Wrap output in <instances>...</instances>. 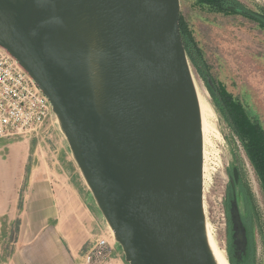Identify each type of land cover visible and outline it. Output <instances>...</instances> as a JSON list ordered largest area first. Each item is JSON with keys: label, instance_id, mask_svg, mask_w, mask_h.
Wrapping results in <instances>:
<instances>
[{"label": "water", "instance_id": "obj_1", "mask_svg": "<svg viewBox=\"0 0 264 264\" xmlns=\"http://www.w3.org/2000/svg\"><path fill=\"white\" fill-rule=\"evenodd\" d=\"M180 23V0H0V46L50 101L127 264H218Z\"/></svg>", "mask_w": 264, "mask_h": 264}, {"label": "rangeland", "instance_id": "obj_2", "mask_svg": "<svg viewBox=\"0 0 264 264\" xmlns=\"http://www.w3.org/2000/svg\"><path fill=\"white\" fill-rule=\"evenodd\" d=\"M235 1L246 9L242 10L264 17V1ZM180 3L181 22L201 50L208 76L205 79L199 75L191 64L194 79L212 108L209 121L214 162L211 161V165L215 164L217 171L208 189L209 221L228 260L242 264L243 259H252L254 264H264V187L234 127V120L222 102L228 101L246 127L260 139L264 138V25L201 0H180ZM209 83L216 90L215 95ZM46 129L43 134L0 141V161L4 165L16 163L20 177L54 178L65 195L62 198L63 224L69 226V222L75 220L87 226L89 210L92 212L93 208L101 213L58 120L49 123ZM234 169L238 171L239 181L232 186ZM234 205L246 225L245 244L239 243L234 232L231 217ZM103 223L105 229L112 232L104 218ZM91 246L89 244L86 251Z\"/></svg>", "mask_w": 264, "mask_h": 264}, {"label": "crops", "instance_id": "obj_3", "mask_svg": "<svg viewBox=\"0 0 264 264\" xmlns=\"http://www.w3.org/2000/svg\"><path fill=\"white\" fill-rule=\"evenodd\" d=\"M15 166L0 161V264H85L87 246L106 233L97 209L89 210L87 226L75 220L63 224L65 195L55 179L20 177ZM109 243L104 264H127L116 241Z\"/></svg>", "mask_w": 264, "mask_h": 264}, {"label": "built area", "instance_id": "obj_4", "mask_svg": "<svg viewBox=\"0 0 264 264\" xmlns=\"http://www.w3.org/2000/svg\"><path fill=\"white\" fill-rule=\"evenodd\" d=\"M57 118L48 98L20 64L0 46V141L43 134ZM47 130V129H46ZM106 233L85 254V264H104L111 247Z\"/></svg>", "mask_w": 264, "mask_h": 264}, {"label": "trees", "instance_id": "obj_5", "mask_svg": "<svg viewBox=\"0 0 264 264\" xmlns=\"http://www.w3.org/2000/svg\"><path fill=\"white\" fill-rule=\"evenodd\" d=\"M202 2L208 3L213 6H217L219 9L224 10L226 12H234V13H240L242 15L248 16L257 22H259L261 25H264V17L261 15H258L257 13H252L250 11H244V9L241 5H239L235 0H201ZM232 8H235L236 10L243 11L246 14H243L242 12L232 10ZM244 10H241V9ZM181 25V33L183 37L184 46L188 55V58L193 66V68L197 71L199 75H202L205 79L208 78L206 73V68L203 67L204 60L202 56L201 50L198 48V45L195 42V39L193 38L192 34L188 31V29L185 28L183 23H180ZM208 81V80H207ZM209 82V81H208ZM208 87L212 94L215 95L216 90L213 88V85L211 83L208 84ZM221 100H222V93H220ZM223 105L226 104V110L229 116H231L234 120V127L238 129L239 135L245 143V149L247 151V154L253 163L256 172L259 174L263 187H264V138H259L252 130L250 131L246 125L244 124L243 120L239 116V113L235 111V109L228 104V101L222 100ZM228 106V107H227ZM244 224V222H243ZM246 225L244 224V227ZM246 230V227H245ZM231 264H236L233 262L232 259H229ZM236 262V261H235ZM242 264H254L252 259H243Z\"/></svg>", "mask_w": 264, "mask_h": 264}, {"label": "bare ground", "instance_id": "obj_6", "mask_svg": "<svg viewBox=\"0 0 264 264\" xmlns=\"http://www.w3.org/2000/svg\"><path fill=\"white\" fill-rule=\"evenodd\" d=\"M195 84H196V89H197L198 96H199L200 108H201L202 120H203V133H204V207H205V214H206V219H207L208 239H209L210 247L212 249V252L214 254V257H215L217 263L218 264H230L228 257L226 255V252L218 243L216 232L213 228L214 226H212V224L209 221L210 219L208 217V205L210 204L209 196H208V189L213 185L212 183L214 180V175L217 171L216 167H214L215 164L211 165V161L213 159V158L211 159V157L214 155V152L211 150L213 141L211 144V141H210L211 126H210L209 117L211 116L210 113L212 111V108L209 105V103L207 102V100L203 97L201 90H200L196 81H195ZM212 162H214V161H212ZM112 235H113V233H112ZM112 239H114V237Z\"/></svg>", "mask_w": 264, "mask_h": 264}, {"label": "flooded vegetation", "instance_id": "obj_7", "mask_svg": "<svg viewBox=\"0 0 264 264\" xmlns=\"http://www.w3.org/2000/svg\"><path fill=\"white\" fill-rule=\"evenodd\" d=\"M242 10V9H241ZM233 186V185H232Z\"/></svg>", "mask_w": 264, "mask_h": 264}]
</instances>
